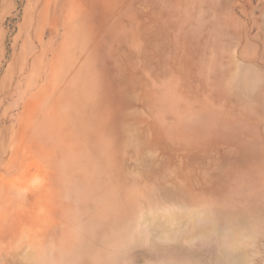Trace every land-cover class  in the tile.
<instances>
[{
  "label": "rangeland",
  "instance_id": "rangeland-1",
  "mask_svg": "<svg viewBox=\"0 0 264 264\" xmlns=\"http://www.w3.org/2000/svg\"><path fill=\"white\" fill-rule=\"evenodd\" d=\"M0 264H264V0H0Z\"/></svg>",
  "mask_w": 264,
  "mask_h": 264
}]
</instances>
